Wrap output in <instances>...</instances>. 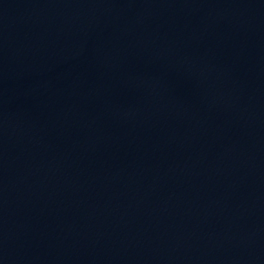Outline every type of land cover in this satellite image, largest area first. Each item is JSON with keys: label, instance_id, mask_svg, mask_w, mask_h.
Segmentation results:
<instances>
[{"label": "water", "instance_id": "obj_1", "mask_svg": "<svg viewBox=\"0 0 264 264\" xmlns=\"http://www.w3.org/2000/svg\"><path fill=\"white\" fill-rule=\"evenodd\" d=\"M0 264H264V0H0Z\"/></svg>", "mask_w": 264, "mask_h": 264}]
</instances>
